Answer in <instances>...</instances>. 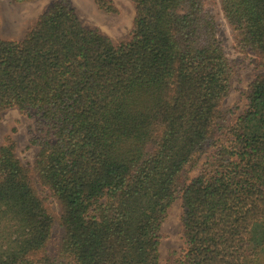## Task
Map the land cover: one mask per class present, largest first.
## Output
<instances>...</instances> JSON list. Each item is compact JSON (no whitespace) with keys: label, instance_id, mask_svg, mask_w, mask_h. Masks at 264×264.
I'll return each instance as SVG.
<instances>
[{"label":"trees","instance_id":"1","mask_svg":"<svg viewBox=\"0 0 264 264\" xmlns=\"http://www.w3.org/2000/svg\"><path fill=\"white\" fill-rule=\"evenodd\" d=\"M131 1L123 42L66 0L0 38V112L36 118L30 166L9 137L0 145V264H161L177 197L185 249L168 264H264V0H218L254 70L230 124L235 66L207 0Z\"/></svg>","mask_w":264,"mask_h":264},{"label":"rangeland","instance_id":"2","mask_svg":"<svg viewBox=\"0 0 264 264\" xmlns=\"http://www.w3.org/2000/svg\"><path fill=\"white\" fill-rule=\"evenodd\" d=\"M56 0H31L16 2L14 0H0V38L18 40L31 27L36 18L46 7ZM81 23L98 30L109 37L113 43L126 41L129 37L134 7L131 0H111L116 8L115 13H105L98 9L94 0H66ZM205 7L213 14L217 26V36L221 41L224 53L235 66V75L231 79L228 95L223 100V106L233 108L234 114L227 122L230 124L244 108V94L254 70L252 57L244 55L236 47V37L232 28L225 21L220 11L218 0H207ZM35 115L31 112H21L10 108L0 112V145L9 137L15 144V154L24 165L30 166L34 159L35 147L30 145V139L36 134ZM206 152L201 154L197 166L188 170L184 177L186 182L193 179L199 172ZM37 190L46 194L39 186ZM49 210L56 215L57 204L47 201ZM181 201L177 197L169 206L165 219L160 224L159 260L161 264H168L177 258L185 249L180 222ZM58 230L52 232V243L56 241ZM48 251H53L50 246Z\"/></svg>","mask_w":264,"mask_h":264}]
</instances>
